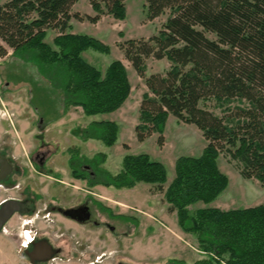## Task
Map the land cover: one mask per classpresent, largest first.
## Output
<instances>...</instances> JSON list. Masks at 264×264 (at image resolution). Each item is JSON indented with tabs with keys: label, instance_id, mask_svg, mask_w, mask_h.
<instances>
[{
	"label": "trees",
	"instance_id": "16d2710c",
	"mask_svg": "<svg viewBox=\"0 0 264 264\" xmlns=\"http://www.w3.org/2000/svg\"><path fill=\"white\" fill-rule=\"evenodd\" d=\"M89 1L95 15L74 12L78 0L0 3V58L12 49L15 55L33 61L55 94L59 92L64 114L72 106H81L86 115L115 111L132 91L122 60H113L102 71L84 58L89 48L109 52L108 44L89 34L70 32L73 19L97 23L104 14L124 19L126 0ZM145 2L150 20L168 9L171 14L157 34L119 43L154 95L143 94L137 137L144 141L158 132L163 145L165 126L173 115L195 124L207 141L200 156L183 155L176 160L175 176L164 191L170 210L176 212L180 228L194 234L206 254L195 264H264V202L231 209L199 207L192 214L189 208L199 200L214 201L227 188L229 178L218 164L221 154L236 162L243 177L256 178L264 186V0ZM50 29L58 32L55 47L45 40ZM151 57L167 58L169 69L147 75ZM212 99L222 107L223 115L203 104ZM230 100L240 103L227 106ZM118 131L116 121L95 120L83 129L82 139H98L112 146ZM84 161L93 163L94 159ZM73 167L74 177H88ZM167 180L163 162L138 153L125 155L119 172L99 175L90 184L122 189L147 182L163 190Z\"/></svg>",
	"mask_w": 264,
	"mask_h": 264
},
{
	"label": "rangeland",
	"instance_id": "374dc122",
	"mask_svg": "<svg viewBox=\"0 0 264 264\" xmlns=\"http://www.w3.org/2000/svg\"><path fill=\"white\" fill-rule=\"evenodd\" d=\"M3 1L0 0V3ZM126 7L127 16L124 19H116L109 14L102 15L97 23L86 18L73 19L70 28V32L89 34L109 45V52L94 48L85 50L83 56L88 62L104 71L113 60L120 59L128 69L132 91L116 121L119 131L115 144L108 146L97 139L84 141L82 131L90 117L83 116L78 109H74L67 118L55 121L58 114L63 113L61 98L57 96L59 92L55 94L54 87L39 74L33 61L15 55L12 49L0 58V142L6 135L15 140L17 153L23 156L25 163L30 164L26 154L37 143L35 135L38 129L34 121L40 117L41 110L44 118L48 120L47 128L50 129L46 131L45 139L49 143V149L54 152L48 161L45 174L32 170L30 181L47 201L57 196L68 204L80 200L88 193V183L71 173V162L78 165L81 158L94 159L93 163H86L104 177L108 173L114 174L121 170L125 155L146 153L152 159L165 164L168 180L163 190L147 182H139L134 188L122 189L103 184L95 185L91 190L96 201L109 207L116 215L111 219L115 226L113 232L104 227L87 232L54 212L47 213V216H44V211L38 216L17 214L9 220L5 230L0 232V264H30L23 246L30 229H37L49 237L54 245L63 248V253L46 264H91L102 252H107L108 257L100 259L96 264H115L117 261L126 264H195L206 256L200 249L196 236L184 232L178 225L177 214L170 210L164 191L175 176L178 157L200 156L207 141L195 124L179 121L173 115L169 116L166 123L163 145L159 141L158 132L152 133L144 141L138 139L135 127L140 122L143 94L148 92L151 97L154 95L149 92L144 78L138 75L119 47V43L125 39L148 38L157 34L171 10L168 9L164 14L150 20L145 0H126ZM73 10L82 16L96 14L89 0H78ZM57 35V30L50 29L45 40L55 47L54 38ZM170 64L167 58L151 57L147 60L146 74L165 73ZM6 81L8 86L5 85ZM239 103L238 100L226 102L227 106ZM203 104L219 115L224 114L222 107L214 99ZM116 116L117 113H105L99 115V118L106 117L109 120ZM10 118L18 130L9 129ZM18 134L22 137L23 144ZM101 153L106 154L104 159ZM72 155L76 158L70 161ZM218 164L229 178L227 188L212 202L199 200L191 204V214L199 207L220 206L222 209H231L264 202V186L259 180L243 177L236 162L230 161L223 154L218 157ZM51 169L53 170L50 171ZM6 194V191L0 192V200ZM39 207H44L43 202ZM119 215L131 218L122 220ZM97 218L104 220L99 215ZM79 241H83L85 246H79ZM85 251L92 254L91 259L86 258L88 253Z\"/></svg>",
	"mask_w": 264,
	"mask_h": 264
},
{
	"label": "flooded vegetation",
	"instance_id": "af4514ba",
	"mask_svg": "<svg viewBox=\"0 0 264 264\" xmlns=\"http://www.w3.org/2000/svg\"><path fill=\"white\" fill-rule=\"evenodd\" d=\"M8 81H6V86H8ZM40 117L34 121L36 128L38 129V133H36V140L37 143L34 146V148L30 151L29 154H26V157L28 158L30 164L25 163V160H23V156L21 154H18L16 151V141L8 138L9 136L3 137L2 141L0 142V158L2 160L7 161L8 168H5L3 170H0V192L6 191L8 194L4 196L0 203L3 201L13 198L20 201V209L17 211L13 217L17 214L20 215H26V216H33L36 214V216L41 214L43 211L44 216H47V213L54 212L57 214H60L64 216L66 219L70 220L77 226L82 227L85 231L91 232L97 227H104L107 230L115 231V226L111 223V219L115 218V214L111 211H108L101 202L96 201L94 192L91 190L95 185H91V181L98 178V174H96L95 169L92 165L86 163V161L78 160V165L71 162V165H75L80 170L85 171L88 173V177L82 180H85L88 183V189L86 190L88 193L85 194L80 200H77L73 203L65 204L62 199L59 197H55L51 199L50 201H47L45 198H43L41 192L34 188L32 186V182L30 181V172L35 171L38 174H45V171H47L46 167L48 164V161L50 157L53 155L52 152L54 150L49 149V143L45 139V133L48 125V120L44 118L42 115L41 110L39 111ZM46 122H45V121ZM9 129L12 130H18L14 121L10 118V122H8ZM9 132V130H8ZM11 137V136H10ZM19 140L22 143V137L18 134ZM23 144V143H22ZM73 156V155H72ZM76 157L73 156V158L70 157V161L72 159H75ZM90 163V162H89ZM72 166V171L74 170V167ZM31 167V168H30ZM51 169L50 171H52ZM72 173V172H71ZM57 181H62L59 178H55ZM44 199V200H43ZM43 202V208L39 207V205ZM68 208H75L76 211H74V218L66 215L64 213V209ZM108 208V207H107ZM97 212V214L95 213ZM87 214H89V217L86 218ZM97 215L101 216L104 220L101 221L97 218ZM119 217L123 220L124 218L122 215H119ZM126 220V219H124ZM29 234L27 235L26 241L23 243L24 246V254L28 258V261L30 264H46L50 263L49 261H40V258L43 256V254H34L35 261L31 260V257L29 256L28 252L33 251L34 245L36 243L41 242L42 240H48L51 242L50 238L43 235V233L37 231V229H30ZM65 234H63L64 236ZM52 243V242H51ZM53 244V243H52ZM79 246H85L83 241L78 242ZM54 248L56 249L53 258L55 256L63 253V248L61 246L54 245ZM85 253H88L86 258L91 259V253L89 251H85ZM108 254L107 252H102L101 255H99L97 258H94L91 262V264H96L100 259L107 258ZM52 258V259H53ZM87 263V262H86ZM115 264H126L122 261H117ZM177 264H181L178 263Z\"/></svg>",
	"mask_w": 264,
	"mask_h": 264
},
{
	"label": "water",
	"instance_id": "95a60500",
	"mask_svg": "<svg viewBox=\"0 0 264 264\" xmlns=\"http://www.w3.org/2000/svg\"><path fill=\"white\" fill-rule=\"evenodd\" d=\"M5 168H8V163L7 161L0 158V170ZM20 205V201L13 198L7 199L0 203V232L5 230L6 224L13 217V215L19 211ZM74 211H76L75 208L64 209V213L73 218L75 217ZM88 217L89 214H87L86 218ZM55 251L56 249L54 248L53 244L45 239L34 245L32 253L28 251L27 253L31 257L32 261H35L34 254H43V256L40 258V261H49L53 258Z\"/></svg>",
	"mask_w": 264,
	"mask_h": 264
},
{
	"label": "crops",
	"instance_id": "0c3cea01",
	"mask_svg": "<svg viewBox=\"0 0 264 264\" xmlns=\"http://www.w3.org/2000/svg\"><path fill=\"white\" fill-rule=\"evenodd\" d=\"M131 95V94H130ZM130 97V96H129ZM128 101V99L123 103V105L120 107V108H118L117 110H115V111H112V112H107V113H117V116H116V118H109V120L111 119V120H114V121H117V118H119V116H120V113L122 112V107L125 105V103ZM63 108V107H62ZM74 109H78V110H80L81 112H82V115L84 116V115H86L85 113H84V110H83V108L81 107V106H72V107H70L69 108V110H68V112L66 113V114H64V113H62V115H61V117H59V118H57V119H55V121L56 120H60V118L61 119H64V118H67L68 116H70L75 110ZM101 114H105V113H98V114H92V115H86V117H90V119H89V121H87V123L85 124V127L86 126H88L91 122H93V121H95V120H107L106 119V117H104V118H99V115H101ZM55 121H53V122H55ZM48 130H50L49 129V127L46 129V131H48ZM60 131V130H59ZM93 138H91V139H88V141H90V140H92ZM94 140V139H93ZM98 140V139H97ZM84 141H87V140H84ZM97 187V186H96ZM220 207V206H219Z\"/></svg>",
	"mask_w": 264,
	"mask_h": 264
}]
</instances>
